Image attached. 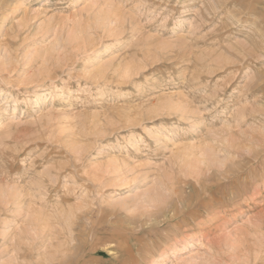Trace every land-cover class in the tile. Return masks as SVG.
Returning a JSON list of instances; mask_svg holds the SVG:
<instances>
[{"label":"rangeland","instance_id":"obj_1","mask_svg":"<svg viewBox=\"0 0 264 264\" xmlns=\"http://www.w3.org/2000/svg\"><path fill=\"white\" fill-rule=\"evenodd\" d=\"M0 264H264V0H0Z\"/></svg>","mask_w":264,"mask_h":264}]
</instances>
